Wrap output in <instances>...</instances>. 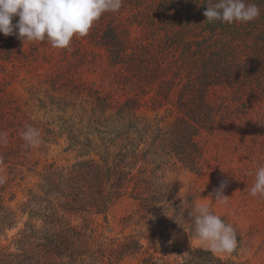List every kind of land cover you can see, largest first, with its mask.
<instances>
[{
	"label": "trees",
	"instance_id": "16d2710c",
	"mask_svg": "<svg viewBox=\"0 0 264 264\" xmlns=\"http://www.w3.org/2000/svg\"><path fill=\"white\" fill-rule=\"evenodd\" d=\"M216 2L122 0L118 12L104 13L89 35L74 37L65 49L0 33L3 72H13L9 64L25 66L43 56L51 63L41 98L32 86L33 97L23 100L0 80L2 164L14 163L28 145L21 108L34 101L51 115L49 126L60 119L77 146L84 139L90 144L86 150L73 146L81 159L71 166L49 171L44 196L33 194L23 204L29 218L8 246L1 237L16 212L6 204L9 183H0V264H118L147 253L135 234H98L90 215L107 213L132 186L130 196L149 224L168 215L162 209L173 213V221L179 204L156 175L163 158L202 176L223 168L218 157L211 156L215 164L209 157L212 150L223 151L221 141L264 157V0H246L259 6L257 19L232 24L207 21L204 12ZM87 37L100 51L85 49ZM89 71L99 82L84 78ZM141 108L155 114H142ZM149 160L155 167L143 166ZM260 163L252 173L264 166V158ZM189 228L192 233L193 225ZM141 264L244 263L223 260L207 247H189L180 262L149 255Z\"/></svg>",
	"mask_w": 264,
	"mask_h": 264
},
{
	"label": "rangeland",
	"instance_id": "374dc122",
	"mask_svg": "<svg viewBox=\"0 0 264 264\" xmlns=\"http://www.w3.org/2000/svg\"><path fill=\"white\" fill-rule=\"evenodd\" d=\"M84 47L89 52L100 51L91 37L84 39ZM14 64L8 66V70H12V73L3 72L2 66H0V80L9 83L8 91L26 100L33 97L30 93L33 86L34 95L38 94V97L36 95L35 97H43V92L47 88L45 81L51 71L49 66L51 63L43 56L40 61L33 60L25 66H22L20 62ZM12 75L14 76L12 77ZM5 77L7 78L5 79ZM84 78L91 83L94 80L99 82L97 75L91 71L87 72ZM34 104L23 105L21 108L22 119L27 123L26 126L31 124L30 126L40 131V144L30 149L25 161L22 156L26 154L28 145L20 148L19 151H22V155L14 159V163L2 164L0 161V178L8 182L9 189H11V193L7 195L6 204L16 212L15 222L6 229V234L1 237L3 246L11 245L13 237L24 228V224L29 218L28 212L22 211L23 204L27 203L33 194L44 196L42 186L49 171L61 170L81 159L77 154L79 151L73 150V146L86 150L90 145L84 139V144L77 146L71 139L69 134L71 131L64 126L60 119L56 121V126H49L48 123L52 122L51 115L39 106V102L34 101ZM140 111L142 114L150 116L155 114L145 108H141ZM48 128L53 132H48ZM232 142L236 143L237 141ZM232 142L228 141L227 144ZM221 147H223L221 153H216L211 149L212 154L209 155L210 158L211 156L219 158L218 162L223 166L220 173L208 169L202 176H199L180 166L179 163L175 165L166 158L162 159L165 164H162L156 171L158 182L165 183L171 188L170 193L173 195V201L179 204L177 218L173 221L171 220L173 213L162 209L168 215L158 217L149 224L148 217L142 212L139 213V202L130 196L132 186L128 191L125 189L122 191L123 194L110 205L107 213L90 215L98 234H104L108 238H121L128 234H135L144 245L143 249L147 253L136 257H125L118 264H141L142 259L149 255L161 260L180 262L189 247H207L194 234L190 233L189 226L192 223L189 213L194 201L210 204L211 210L222 216L226 222H230L236 229L239 241L237 250L230 254L215 253L216 256L238 263L264 264V198L252 197L249 194L255 182V173L251 172V167L261 164L260 160L264 157L255 154L254 150L253 153L248 154L247 151L241 152L232 147L226 148L223 141H221ZM149 161L143 166L149 169L155 167L152 160ZM210 162L211 164L217 163L213 158ZM142 164L140 163L135 171ZM222 182H226L223 194L228 196L227 205L216 202L214 199L215 191L220 188ZM43 188L46 189V186ZM72 218L74 222L80 221L75 216ZM154 218L155 215L152 216V220ZM155 223L160 224L158 229H151L150 227L155 226ZM183 225L188 228V231Z\"/></svg>",
	"mask_w": 264,
	"mask_h": 264
},
{
	"label": "clouds",
	"instance_id": "9594fccd",
	"mask_svg": "<svg viewBox=\"0 0 264 264\" xmlns=\"http://www.w3.org/2000/svg\"><path fill=\"white\" fill-rule=\"evenodd\" d=\"M122 0H0V33L17 35L25 41H48L53 48H69L74 37L87 36L101 16L106 12L116 13ZM260 8L246 0H217L208 5L204 15L208 22L248 23L260 16ZM19 19L13 23V18ZM28 146L41 142L40 131L26 126L22 133ZM3 179L0 178V183ZM226 182L215 191V201L228 203L223 194ZM252 197L264 198V166L255 172V182L249 193ZM193 232L207 249L214 253H233L238 248L236 229L211 210L208 203L193 202L189 213ZM184 226V225H183ZM188 231V228L185 227Z\"/></svg>",
	"mask_w": 264,
	"mask_h": 264
}]
</instances>
